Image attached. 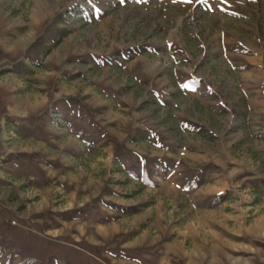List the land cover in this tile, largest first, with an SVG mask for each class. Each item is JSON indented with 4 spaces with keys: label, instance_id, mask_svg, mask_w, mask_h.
Here are the masks:
<instances>
[{
    "label": "rangeland",
    "instance_id": "374dc122",
    "mask_svg": "<svg viewBox=\"0 0 264 264\" xmlns=\"http://www.w3.org/2000/svg\"><path fill=\"white\" fill-rule=\"evenodd\" d=\"M0 264H264V0H0Z\"/></svg>",
    "mask_w": 264,
    "mask_h": 264
},
{
    "label": "crops",
    "instance_id": "0c3cea01",
    "mask_svg": "<svg viewBox=\"0 0 264 264\" xmlns=\"http://www.w3.org/2000/svg\"><path fill=\"white\" fill-rule=\"evenodd\" d=\"M171 124H173V126L172 127H174L172 130H173V135L175 136V140L173 141V143H175L176 145H177V148H175V150H176V152H177V150H179V151H181V152H185V148L186 147H183V145H181V144H183V140H182V138H183V136L185 135V126H186V124H185V121H183V120H181L180 118H173L172 119V121H171ZM176 127V128H175ZM207 128V127H206ZM175 129V130H174ZM207 130V131H206ZM214 134V133H212L208 128L207 129H205V128H202V130H200V132L199 133H193L192 135L194 136L191 140H193V139H201V141H204L203 139H202V137L204 136V135H209V134ZM135 135V140H134V142L131 144V146H130V148H132V149H134V150H137L138 148L137 147H139V145L141 144H143V142L145 141V137L144 136H140V135H138V134H134ZM146 137H153V136H151V135H148V136H146ZM209 138H211L212 139V137L211 136H208ZM197 142H199V141H197ZM200 143V142H199ZM181 148H183V150H181ZM171 148H166L165 149V151H168V152H170V153H172L173 151L172 150H170ZM195 151V150H194ZM173 170H174V167H172V168H170L167 172H168V174H172V172H173Z\"/></svg>",
    "mask_w": 264,
    "mask_h": 264
},
{
    "label": "trees",
    "instance_id": "16d2710c",
    "mask_svg": "<svg viewBox=\"0 0 264 264\" xmlns=\"http://www.w3.org/2000/svg\"><path fill=\"white\" fill-rule=\"evenodd\" d=\"M136 52L140 54V53H144V50H143V48H140L139 50H136ZM189 84H193V83H189ZM125 211H127L129 213H136L138 211V208H130V209H127Z\"/></svg>",
    "mask_w": 264,
    "mask_h": 264
},
{
    "label": "snow or ice",
    "instance_id": "6c2138e0",
    "mask_svg": "<svg viewBox=\"0 0 264 264\" xmlns=\"http://www.w3.org/2000/svg\"><path fill=\"white\" fill-rule=\"evenodd\" d=\"M188 2H191V0H188ZM201 2H207V0H201Z\"/></svg>",
    "mask_w": 264,
    "mask_h": 264
}]
</instances>
